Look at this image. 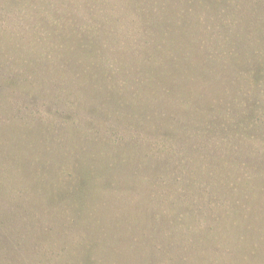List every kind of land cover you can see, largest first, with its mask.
Here are the masks:
<instances>
[{"label": "rangeland", "instance_id": "obj_1", "mask_svg": "<svg viewBox=\"0 0 264 264\" xmlns=\"http://www.w3.org/2000/svg\"><path fill=\"white\" fill-rule=\"evenodd\" d=\"M225 1L0 0V264H264V51Z\"/></svg>", "mask_w": 264, "mask_h": 264}, {"label": "trees", "instance_id": "obj_2", "mask_svg": "<svg viewBox=\"0 0 264 264\" xmlns=\"http://www.w3.org/2000/svg\"><path fill=\"white\" fill-rule=\"evenodd\" d=\"M220 3L221 2L218 1V4H216L218 7L213 5L211 9L217 10L216 8H218L219 10H221V7L219 8ZM226 4H228L227 6H229L231 10H233L230 12L231 14L222 16L221 14L216 13L214 15H211V14L205 15L206 16L205 18L209 19V22L211 23L212 26H215V24L218 25L221 22H222V25L225 24V26H228L229 28L226 31L228 34H230L236 39L243 40L245 44L248 45V47H246L245 45L241 47L244 53H247L248 50L253 51V52L264 51V19L259 15L253 16V15L244 14L242 13V10L244 9H242L240 12L235 11L237 10L238 5L241 6L240 1L226 0L225 6ZM201 20H202V16L199 15L197 24H201ZM90 36L92 37L96 36L95 39L86 41V46L89 49V56L91 59L96 58L95 60L92 61V62H95L99 56H101V59H103L105 56V49L104 47H101L105 44V41L102 39V37L99 38V33L95 34V36L94 35H90ZM84 50L87 51V49L85 48ZM246 56L247 55L242 57L244 62H246L245 60H247ZM261 65L264 69V64L261 63ZM84 201L85 200L81 201L80 204H82ZM5 236H6L5 234H2L0 237V240L2 239V240L11 241L9 238H2ZM94 262H95L94 264H101L99 260H95Z\"/></svg>", "mask_w": 264, "mask_h": 264}]
</instances>
